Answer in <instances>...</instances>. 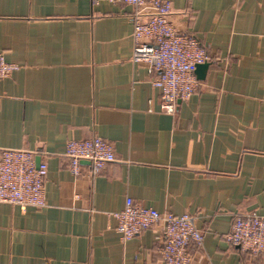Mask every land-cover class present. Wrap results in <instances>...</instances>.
Here are the masks:
<instances>
[{
    "label": "crops",
    "instance_id": "1",
    "mask_svg": "<svg viewBox=\"0 0 264 264\" xmlns=\"http://www.w3.org/2000/svg\"><path fill=\"white\" fill-rule=\"evenodd\" d=\"M170 21L210 55L199 89L161 110L155 70L133 56L135 8L105 0H0V154L39 151L47 207L0 205V264H166L160 227L123 240L127 197L192 213L190 264H264L226 238L237 213L264 216V0H171ZM109 140L117 160L74 175L69 139Z\"/></svg>",
    "mask_w": 264,
    "mask_h": 264
},
{
    "label": "built area",
    "instance_id": "2",
    "mask_svg": "<svg viewBox=\"0 0 264 264\" xmlns=\"http://www.w3.org/2000/svg\"><path fill=\"white\" fill-rule=\"evenodd\" d=\"M135 8L133 18V60L146 63L157 73L153 85L160 91L161 110L175 114L179 102L195 93L201 83L196 69L208 62L210 55L205 45L192 34L181 33L170 21L171 0H105ZM18 68L7 61L0 51V79ZM39 151L29 148H6L0 154V205L21 208L49 205L45 179L48 164H37ZM65 155L74 175L81 173L80 164L87 161L93 176L117 160L113 144L95 135L90 138L69 139ZM116 229L123 240L139 235L146 229L160 227L162 236L156 255L166 264H190L193 253L203 245V232L192 213L180 215L161 213L127 197L125 206L114 213ZM227 240L242 252L253 257L264 254V216L255 212L237 213Z\"/></svg>",
    "mask_w": 264,
    "mask_h": 264
},
{
    "label": "water",
    "instance_id": "3",
    "mask_svg": "<svg viewBox=\"0 0 264 264\" xmlns=\"http://www.w3.org/2000/svg\"><path fill=\"white\" fill-rule=\"evenodd\" d=\"M207 64H208L207 62L202 63V64H198L197 69H196V73L197 74L202 73L203 69H205L207 67ZM37 164H39V161H37Z\"/></svg>",
    "mask_w": 264,
    "mask_h": 264
}]
</instances>
